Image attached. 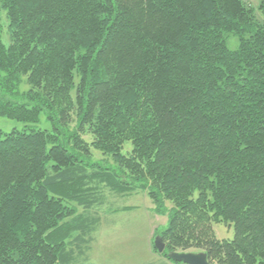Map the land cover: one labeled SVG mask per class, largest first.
<instances>
[{
	"label": "trees",
	"instance_id": "16d2710c",
	"mask_svg": "<svg viewBox=\"0 0 264 264\" xmlns=\"http://www.w3.org/2000/svg\"><path fill=\"white\" fill-rule=\"evenodd\" d=\"M0 116V264H84L139 189L172 263L264 264V0H0Z\"/></svg>",
	"mask_w": 264,
	"mask_h": 264
},
{
	"label": "rangeland",
	"instance_id": "374dc122",
	"mask_svg": "<svg viewBox=\"0 0 264 264\" xmlns=\"http://www.w3.org/2000/svg\"><path fill=\"white\" fill-rule=\"evenodd\" d=\"M257 8L260 0H248ZM4 43L8 46L9 36L4 35ZM227 47L231 51L239 48V39L236 36L227 37ZM24 124L0 116V131L10 133L13 130L22 131ZM35 129L52 130L50 122L42 114L40 123ZM131 144L125 145L124 153ZM99 158L103 157L97 153ZM109 161V160H108ZM111 170L118 167L110 159L108 165ZM109 196L105 205L98 208L97 213L101 218L96 230L92 234L94 240L84 250L80 263L84 264H174L155 250L157 237L168 227V216L157 215L155 205L143 189L128 195ZM78 212H83L77 207ZM89 214L94 215L93 212ZM218 239H233L234 228L225 224L214 226Z\"/></svg>",
	"mask_w": 264,
	"mask_h": 264
},
{
	"label": "water",
	"instance_id": "95a60500",
	"mask_svg": "<svg viewBox=\"0 0 264 264\" xmlns=\"http://www.w3.org/2000/svg\"><path fill=\"white\" fill-rule=\"evenodd\" d=\"M155 247L157 251L162 254L166 246L162 240V238L159 236L156 239L155 242ZM169 258L176 262V263H181V264H210L208 262L207 256L204 253H177V252H172L169 254Z\"/></svg>",
	"mask_w": 264,
	"mask_h": 264
},
{
	"label": "bare ground",
	"instance_id": "6f19581e",
	"mask_svg": "<svg viewBox=\"0 0 264 264\" xmlns=\"http://www.w3.org/2000/svg\"><path fill=\"white\" fill-rule=\"evenodd\" d=\"M155 247V246H154Z\"/></svg>",
	"mask_w": 264,
	"mask_h": 264
}]
</instances>
